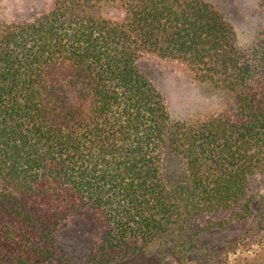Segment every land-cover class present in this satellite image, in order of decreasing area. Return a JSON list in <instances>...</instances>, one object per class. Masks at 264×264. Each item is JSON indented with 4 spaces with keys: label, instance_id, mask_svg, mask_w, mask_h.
<instances>
[{
    "label": "trees",
    "instance_id": "trees-1",
    "mask_svg": "<svg viewBox=\"0 0 264 264\" xmlns=\"http://www.w3.org/2000/svg\"><path fill=\"white\" fill-rule=\"evenodd\" d=\"M147 56L234 103L173 120ZM260 176L264 25L242 47L205 0H56L0 19V264H70L58 235L76 217L100 233L82 264H250L241 237L210 238L252 214Z\"/></svg>",
    "mask_w": 264,
    "mask_h": 264
},
{
    "label": "rangeland",
    "instance_id": "rangeland-1",
    "mask_svg": "<svg viewBox=\"0 0 264 264\" xmlns=\"http://www.w3.org/2000/svg\"><path fill=\"white\" fill-rule=\"evenodd\" d=\"M56 0H0V19L7 22L31 21L51 11ZM225 14L240 39L242 47H249L264 25V13L259 0H205ZM105 15L121 19V11L107 7ZM143 70L160 88L167 99L173 120H200L219 114L234 103L233 95L210 84L198 82L193 74L182 64L162 60L156 56H147L142 60ZM169 168L174 170L180 165L178 160L170 159ZM250 194L256 196L252 214L241 223L215 233L210 239L221 243L225 238L233 241L241 237L242 246L237 259L247 258L250 264L255 262L258 254L264 256V176L256 178ZM228 219L229 212L221 215ZM251 227H257L256 235L247 234ZM59 244L68 263L82 264L88 256L87 249L99 243L100 233L85 218L76 217L67 222L59 232ZM243 237V238H242ZM248 264V263H247Z\"/></svg>",
    "mask_w": 264,
    "mask_h": 264
}]
</instances>
